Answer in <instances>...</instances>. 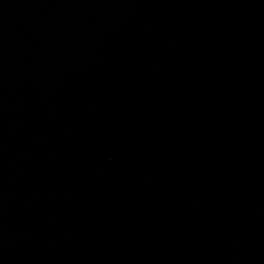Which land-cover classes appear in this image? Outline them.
Here are the masks:
<instances>
[{"label": "water", "instance_id": "1", "mask_svg": "<svg viewBox=\"0 0 264 264\" xmlns=\"http://www.w3.org/2000/svg\"><path fill=\"white\" fill-rule=\"evenodd\" d=\"M111 0H0V91Z\"/></svg>", "mask_w": 264, "mask_h": 264}]
</instances>
